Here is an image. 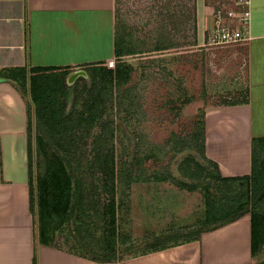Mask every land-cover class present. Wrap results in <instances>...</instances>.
<instances>
[{"label": "rangeland", "instance_id": "1", "mask_svg": "<svg viewBox=\"0 0 264 264\" xmlns=\"http://www.w3.org/2000/svg\"><path fill=\"white\" fill-rule=\"evenodd\" d=\"M205 3L211 11L205 9L210 13L204 17L203 36L197 39L194 0H114L118 45L132 51L121 56V75L110 81L91 79L87 74L91 67L86 71L79 66L75 69H84L86 76L75 78L64 93L65 112H72L74 120L80 111L86 115L83 103L91 104L95 96L100 100L96 109H89L95 116L91 125L69 124L75 151L67 169L80 183L82 206L66 217L52 212L40 217L35 210L37 233L42 228L51 242L91 257L100 256L103 246L116 248L120 255L136 253L195 236L213 223L207 208L214 202L235 193L250 197L249 180L217 179L213 165L199 156L202 108L241 97L246 90L243 47L208 40L212 11L228 10L230 3ZM221 19L222 24L240 27L234 17ZM157 45L163 48L156 49ZM112 62L115 65V59ZM33 118L30 111L34 174V162L43 166L44 151L54 146L47 128ZM95 146L113 157V190L94 164ZM253 153L255 168L261 169L264 140L254 142ZM189 155L206 168L204 176L192 178L181 172L191 163ZM258 201L257 210L264 212V194ZM253 218L256 233L259 215ZM262 226L263 222L259 234L264 239ZM260 248L255 264H264V240Z\"/></svg>", "mask_w": 264, "mask_h": 264}, {"label": "crops", "instance_id": "2", "mask_svg": "<svg viewBox=\"0 0 264 264\" xmlns=\"http://www.w3.org/2000/svg\"><path fill=\"white\" fill-rule=\"evenodd\" d=\"M205 1L194 0L197 39L209 12ZM114 17V0H0V77L7 78L0 81V264H32L34 255L36 264H255L261 248L251 251L249 212L136 253L120 255L114 248L108 259L39 239L29 205V97L9 69L70 66V73L82 64L115 59ZM245 29L238 45L244 49L247 102L203 108L205 156L228 177L250 174L251 141L264 137V0H249ZM30 111L32 116V104Z\"/></svg>", "mask_w": 264, "mask_h": 264}, {"label": "trees", "instance_id": "3", "mask_svg": "<svg viewBox=\"0 0 264 264\" xmlns=\"http://www.w3.org/2000/svg\"><path fill=\"white\" fill-rule=\"evenodd\" d=\"M117 38V37H116ZM115 48V65L114 67L108 66L107 61H101L94 64H82L80 65L86 71L91 67L92 72H88V76L91 79H107L111 80L114 75H121L120 65L122 64L121 56L125 53L132 51H123L118 45ZM163 48L161 45H157L156 49ZM73 67L68 66H31L29 68L18 67L9 69L8 76L16 84L23 96L28 95L29 100L26 98L27 105V170H28V185H29V205L33 213L38 210V215L41 217L45 213H57L62 217H66L70 211L75 207L80 208L82 205L83 195L81 193L80 183L78 179L75 180L72 176H76L72 170L68 171L67 166L71 169L69 156L73 155L74 137L70 134V123L72 121H86L88 125H91L94 120V115L89 112L90 108H97L100 100L92 99L91 104L83 103L82 109L86 115L82 117V111L77 114L78 119L74 120L72 112H65L66 99L64 93L69 86L65 82V77ZM99 76V77H98ZM77 78L83 79L82 76ZM77 96H74V100ZM239 102H247V92L241 94V97H235L224 101L225 104H235ZM32 104L33 119L36 123L44 125L49 131V136L52 138V145L48 146L49 152L44 151L43 166L39 161H35V171L32 173V160L30 149V112L29 108ZM203 109V108H202ZM203 111V110H202ZM99 114V113H98ZM203 118V112H202ZM201 143L199 146V156L202 159L207 160L213 165L214 176L217 179L222 180H237L245 179L249 180L250 184V197L238 196L236 193L231 199L224 201L214 202L207 208V212L213 216V223L208 224L204 229L214 228L228 221H231L244 212L250 213L251 220V251L254 253L260 248L263 243V237L259 234V227L261 223L264 224V212H259L257 209L260 206H256L260 197L264 194V165L261 169L255 168L253 144L255 141L264 140V137L254 138L251 141V171L249 175L244 176H222L216 163L207 158L204 153V130L203 123L201 126ZM36 139L38 143L42 142V138L37 133ZM93 151L94 164L98 171L101 173L106 182L110 183L113 190L114 180V164L113 157L110 152H103L96 146ZM63 152V153H61ZM191 163L187 167L182 168L181 172L189 177L198 178L206 174V168L199 163L198 160H194L192 155L188 156ZM180 186H186L183 181H176ZM110 214L114 215L113 203H111ZM259 215V227L257 232L254 233V216ZM113 220V218H112ZM204 229H200L204 230ZM264 230L263 226L261 227ZM199 231L195 234L198 235ZM45 232L40 228V234L38 237L41 240L50 241L45 237ZM102 254L98 257L103 259L111 258L113 253V247L103 246L101 247ZM32 264H36L35 255L32 259Z\"/></svg>", "mask_w": 264, "mask_h": 264}, {"label": "built area", "instance_id": "4", "mask_svg": "<svg viewBox=\"0 0 264 264\" xmlns=\"http://www.w3.org/2000/svg\"><path fill=\"white\" fill-rule=\"evenodd\" d=\"M230 8L221 10L216 8L213 10V27L208 36L209 43H231L242 41L246 37L245 26L249 19V0H228ZM224 14V15H223ZM225 15L235 18L239 28H233L222 24V17ZM109 65L113 66L112 60L108 61Z\"/></svg>", "mask_w": 264, "mask_h": 264}, {"label": "water", "instance_id": "5", "mask_svg": "<svg viewBox=\"0 0 264 264\" xmlns=\"http://www.w3.org/2000/svg\"><path fill=\"white\" fill-rule=\"evenodd\" d=\"M78 76H86L85 70L81 69V68L73 69L66 76V79H65L66 84H71L75 80V78H77ZM3 80H7V78L6 77H0V81H3Z\"/></svg>", "mask_w": 264, "mask_h": 264}]
</instances>
